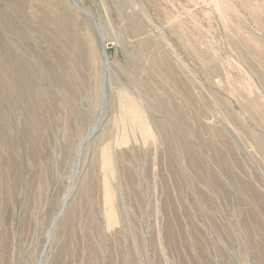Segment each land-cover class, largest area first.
I'll return each instance as SVG.
<instances>
[{
  "label": "rangeland",
  "instance_id": "1",
  "mask_svg": "<svg viewBox=\"0 0 264 264\" xmlns=\"http://www.w3.org/2000/svg\"><path fill=\"white\" fill-rule=\"evenodd\" d=\"M0 45V264H264V0H0Z\"/></svg>",
  "mask_w": 264,
  "mask_h": 264
},
{
  "label": "bare ground",
  "instance_id": "2",
  "mask_svg": "<svg viewBox=\"0 0 264 264\" xmlns=\"http://www.w3.org/2000/svg\"><path fill=\"white\" fill-rule=\"evenodd\" d=\"M97 30V29H96ZM98 30L100 31V28H98ZM97 33H99L98 31H97ZM1 46V45H0ZM103 46V45H102ZM6 52V51H5ZM1 53V52H0ZM1 55V54H0ZM102 55H103V63H104V70H107V68H108V63H107V60H106V58L104 57V50H102ZM3 61V60H2ZM16 62V61H15ZM17 66V65H16ZM10 67H11V64H10ZM20 66H18V68H19ZM25 67V66H24ZM7 68V70H8V67H6ZM23 68V67H22ZM21 67H20V70L21 71H23V70H25L26 71V67H25V69H22ZM0 69H2V68H0ZM17 69V68H16ZM28 70H29V67L27 68ZM9 70H10V68H9ZM4 71V70H3ZM11 72L13 71L12 69L10 70ZM15 72V71H14ZM13 72V73H14ZM31 72V71H30ZM2 73V72H1ZM1 73H0V75H1ZM8 73H9V71H8ZM16 73V75L18 76V74H17V72H15ZM14 73V74H15ZM3 74V73H2ZM7 74V73H6ZM5 74V75H6ZM10 74V73H9ZM23 74V73H22ZM21 74V75H22ZM27 74V73H26ZM25 74V75H26ZM21 75H19V76H21ZM29 75V74H28ZM2 76H4V74L2 75ZM2 76H1V78H2ZM8 76V75H7ZM6 76V77H7ZM14 76V75H13ZM12 76V78L14 79V77ZM24 76V75H23ZM25 77H27V76H25ZM30 77V76H29ZM34 78H35V76H33ZM38 77V76H37ZM9 78V77H8ZM10 78H11V76H10ZM16 78V77H15ZM34 78H32V79H34ZM4 79V78H3ZM17 79V78H16ZM27 79V78H26ZM6 80H8V79H6ZM20 80H23V79H20ZM25 80V79H24ZM23 80V82H25ZM28 80V79H27ZM9 81H11V80H9ZM13 81V80H12ZM16 81V80H15ZM33 81V80H32ZM31 81V82H32ZM17 82V81H16ZM20 82V81H19ZM30 82V83H31ZM13 83V82H12ZM11 83V84H12ZM32 83H34V82H32ZM13 85V84H12ZM18 85V84H17ZM28 85V84H27ZM2 86V85H1ZM5 86H6V82H5ZM11 86V85H10ZM23 86H24V84H23ZM36 85H34V87H35ZM3 87V86H2ZM18 87H19V85H18ZM17 87V89H19ZM20 87H21V85H20ZM30 87V86H29ZM33 87V86H32ZM13 88V87H12ZM16 88V87H15ZM14 89V88H13ZM12 89V90H13ZM23 89V88H22ZM34 89V88H33ZM40 89V88H39ZM5 90V89H4ZM8 90V89H7ZM28 90V89H27ZM35 91V90H34ZM38 90H36V92H35V96L36 97H38L39 95L37 94L38 92H37ZM19 92V91H18ZM21 92V91H20ZM27 93V92H26ZM32 93V92H31ZM14 94V93H13ZM10 95V94H9ZM23 95H24V91H23ZM32 95V94H31ZM34 95V94H33ZM14 96V95H13ZM67 96V95H66ZM26 97H28V96H26ZM25 98V97H24ZM40 98V97H39ZM64 98H65V96H64ZM16 99V98H15ZM33 99V98H32ZM37 99V98H36ZM18 100V99H17ZM28 100H29V98H28ZM33 100H35V99H33ZM40 100H42V99H40ZM64 101H65V99H64ZM36 102V101H35ZM42 102V101H41ZM15 103V102H14ZM62 103V102H61ZM16 105V104H15ZM26 105V104H25ZM126 110H127V117L129 118V120L132 122V123H134L137 127H138V129L141 131V133H144L145 134V136L148 134V130H147V127H146V122H145V120H144V116H142V114H141V112H139L138 110H137V108L135 109V107H134V105L129 101V100H126ZM8 106H10V105H8ZM7 106V107H8ZM17 108H18V106H16ZM39 110V109H38ZM32 113V112H31ZM28 115V114H27ZM38 116V115H37ZM28 118H30L29 116H27ZM31 119V118H30ZM43 119V118H42ZM35 120H38V119H35ZM39 121V120H38ZM13 123V122H12ZM38 123V122H37ZM41 123V122H40ZM41 124H43V123H41ZM40 124V125H41ZM31 125H33V124H31ZM42 126V125H41ZM41 126H39V127H41ZM38 127V128H39ZM48 127V126H47ZM7 128V127H6ZM32 128V127H31ZM12 129V128H11ZM16 129V128H15ZM28 130V129H27ZM32 130V129H31ZM41 130H42V128H41ZM95 130H96V128H93V130H92V132H91V134H93L94 132H95ZM7 132H8V130H7ZM17 132H18V130H17ZM28 133V132H27ZM46 133V132H45ZM18 136V135H17ZM42 136H44V135H42ZM21 137V136H20ZM32 136H29V138H31ZM40 137V136H39ZM5 137L3 136V139H4ZM27 138V137H26ZM20 139V138H19ZM37 139V138H36ZM22 140V139H21ZM26 141V140H25ZM29 141V140H28ZM12 142V141H11ZM24 142V141H23ZM35 145V142H34V139H33V141H32V146H34ZM109 152H108V150L106 151L105 150V152H104V154H103V156H104V158L105 159H103V161L105 160V162L103 163V165L105 166V167H107V168H109L110 169V166H111V163H110V160H109V154H108ZM110 163V164H109ZM109 165V166H108ZM37 167H38V165H37ZM37 180H38V178H37ZM40 182H41V180H40ZM42 184V183H41ZM107 188V187H106ZM108 190V189H107ZM108 192V191H107ZM106 192V194H104L105 196H106V201L108 202L107 204H110V200H112V199H110V197H112V196H110L109 195V193H107ZM111 194V193H110ZM112 205V204H111ZM111 208L112 207H110L109 209H108V212H110L111 213ZM109 214V213H108ZM111 216H112V214H111Z\"/></svg>",
  "mask_w": 264,
  "mask_h": 264
},
{
  "label": "water",
  "instance_id": "3",
  "mask_svg": "<svg viewBox=\"0 0 264 264\" xmlns=\"http://www.w3.org/2000/svg\"><path fill=\"white\" fill-rule=\"evenodd\" d=\"M84 13H85V15H88L86 12H84ZM94 25H95L97 31L99 32L97 25H96L95 23H94ZM104 57H105V56H104Z\"/></svg>",
  "mask_w": 264,
  "mask_h": 264
}]
</instances>
